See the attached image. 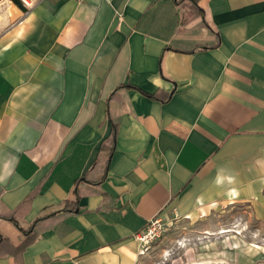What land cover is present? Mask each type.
Returning <instances> with one entry per match:
<instances>
[{"label": "crops", "instance_id": "crops-1", "mask_svg": "<svg viewBox=\"0 0 264 264\" xmlns=\"http://www.w3.org/2000/svg\"><path fill=\"white\" fill-rule=\"evenodd\" d=\"M195 1L0 0V217L79 194L20 252L0 218V264H141L173 208L248 205L264 229V0Z\"/></svg>", "mask_w": 264, "mask_h": 264}, {"label": "rangeland", "instance_id": "rangeland-1", "mask_svg": "<svg viewBox=\"0 0 264 264\" xmlns=\"http://www.w3.org/2000/svg\"><path fill=\"white\" fill-rule=\"evenodd\" d=\"M250 210L237 205L186 218L173 208L158 218L141 264H264V229Z\"/></svg>", "mask_w": 264, "mask_h": 264}, {"label": "trees", "instance_id": "trees-1", "mask_svg": "<svg viewBox=\"0 0 264 264\" xmlns=\"http://www.w3.org/2000/svg\"><path fill=\"white\" fill-rule=\"evenodd\" d=\"M15 4H18L21 6L20 2L18 0H12ZM174 3L176 4V6H184V5H189V10H188V14L191 17H197V16H202L203 15V10L196 4L195 0H174ZM134 88L133 86L130 85H124L121 86V88ZM146 96L150 97V98H154L155 94H145ZM170 95H168L169 97ZM116 126L117 124H112V140L110 142L111 143V148L113 145V141H114V136L116 134ZM75 196V200L74 201H65L63 202L60 206H58L56 209L51 210L48 213H45V211H47L48 209H52V208H47L43 211L42 215L38 216V218L28 227L26 228H22L20 227V225L17 223L15 217L13 215H6V216H1L0 218H4L10 222H12L24 235V239L23 241L17 246L14 247L12 245L9 244V250L10 252H20L22 250H24L25 248H27L30 244L33 243V241L35 240L36 236H37V223H39L40 221L48 218V217H52V216H56L57 218L62 217L64 215L76 212V205H77V200L79 197V194L76 190V192L74 193ZM9 240L5 237H3L2 235H0V246L3 245V243H8ZM8 251V250H7Z\"/></svg>", "mask_w": 264, "mask_h": 264}, {"label": "built area", "instance_id": "built-area-1", "mask_svg": "<svg viewBox=\"0 0 264 264\" xmlns=\"http://www.w3.org/2000/svg\"><path fill=\"white\" fill-rule=\"evenodd\" d=\"M18 1L20 2L22 8H24L25 11H28L37 3L38 0H18ZM157 225H158V218H155L154 220H150L148 222L147 228L137 236V239L141 243L140 252L142 254L144 253L143 252L144 249H146L148 238L153 236L155 229H157Z\"/></svg>", "mask_w": 264, "mask_h": 264}, {"label": "bare ground", "instance_id": "bare-ground-1", "mask_svg": "<svg viewBox=\"0 0 264 264\" xmlns=\"http://www.w3.org/2000/svg\"><path fill=\"white\" fill-rule=\"evenodd\" d=\"M226 232H228V230H224V229H222V231H221L222 234H223V233H226Z\"/></svg>", "mask_w": 264, "mask_h": 264}]
</instances>
